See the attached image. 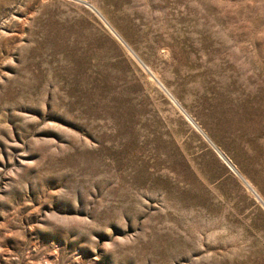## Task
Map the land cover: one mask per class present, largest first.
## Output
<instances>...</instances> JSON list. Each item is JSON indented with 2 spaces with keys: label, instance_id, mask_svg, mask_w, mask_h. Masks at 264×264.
<instances>
[{
  "label": "rangeland",
  "instance_id": "rangeland-1",
  "mask_svg": "<svg viewBox=\"0 0 264 264\" xmlns=\"http://www.w3.org/2000/svg\"><path fill=\"white\" fill-rule=\"evenodd\" d=\"M0 264H264V0H0Z\"/></svg>",
  "mask_w": 264,
  "mask_h": 264
}]
</instances>
